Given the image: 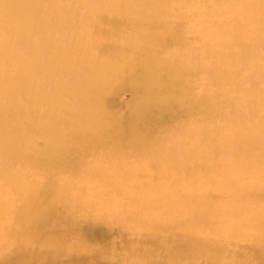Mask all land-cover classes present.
I'll list each match as a JSON object with an SVG mask.
<instances>
[{
    "label": "bare ground",
    "instance_id": "1",
    "mask_svg": "<svg viewBox=\"0 0 264 264\" xmlns=\"http://www.w3.org/2000/svg\"><path fill=\"white\" fill-rule=\"evenodd\" d=\"M103 15L124 23L105 41ZM126 79L144 102L107 111L109 85ZM1 121L9 264L32 247L33 264H89L96 249L78 247L76 228L44 233L55 205L66 222L75 205L82 219L166 232L167 257L128 246L120 264H194L207 252L226 264L227 235L260 249L241 264H264V0H0Z\"/></svg>",
    "mask_w": 264,
    "mask_h": 264
},
{
    "label": "rangeland",
    "instance_id": "2",
    "mask_svg": "<svg viewBox=\"0 0 264 264\" xmlns=\"http://www.w3.org/2000/svg\"><path fill=\"white\" fill-rule=\"evenodd\" d=\"M64 19V18H62ZM106 21V22H105ZM109 21V22H108ZM99 23L101 25V35L104 37V41L109 38L108 31H115L124 26L123 21L113 15H103L99 19ZM112 23V24H110ZM114 27V28H113ZM188 39L193 38V32H184ZM191 40V39H190ZM171 71V72H170ZM164 73L168 76L172 75V70L165 69ZM123 83L117 86V88L113 87L112 84L109 85V93L105 98V102L103 107L107 111H120V112H128L133 108L140 106L144 102V98L136 87L132 85L131 80H124ZM3 124V121L0 122ZM118 134L111 135V139L113 142L118 145L119 148L122 149V146L118 144ZM33 146L36 148L37 152H39L43 146L44 140L37 135L34 141H31ZM102 159V158H101ZM33 161L38 162L37 158H34ZM148 167V166H147ZM152 166L149 164V169ZM116 177H120L119 174L115 175ZM59 176L63 177V174ZM46 203L45 200H42L41 204ZM74 204V203H71ZM246 201L244 197H241L239 201L235 203V206L230 207L233 209L236 206H246ZM62 206H53L54 211L56 212V216L53 215L48 220L44 221V233L50 234L52 231L63 232V228L65 226L68 229L74 227L77 229L80 237H78L80 248H95L96 251L91 253H85L83 256V260H85L89 264H120L121 257L118 254L127 255L126 248L128 246H133L135 249H145L153 251L156 256L167 257L166 254L169 252L168 246L166 244V240L164 238H168L165 235V231L154 229L152 231V236H147L143 227L138 225L137 223H128V222H114L99 214V216H94L90 218H83L80 212L76 211L75 205H70L71 211H73V218L66 222L65 219H60L61 215L64 214V209L61 210ZM19 225V219L17 220ZM23 225V229L28 230L30 232H39L40 229L33 222H21ZM47 228V229H46ZM264 236V233H262ZM171 239V238H170ZM171 240H174L172 238ZM69 244H73L76 242V238L68 239ZM168 243V241H167ZM221 247L228 253L230 257L226 259V264H241L242 262H246L247 260L258 259L260 254V249L257 246V243H254V240H251L245 235L239 237H233L231 235H227L224 238V241L220 242ZM126 246V247H125ZM115 250V251H114ZM37 249L30 248V251L22 255L23 264H33L31 261L32 254H36ZM9 258L4 257L0 259V264H9L12 262L11 257L12 253L9 252L7 254ZM197 256V255H196ZM77 261L67 262L58 260V264H76ZM215 256L213 252L201 253L197 258H195L194 264H214ZM251 264H256L255 262Z\"/></svg>",
    "mask_w": 264,
    "mask_h": 264
}]
</instances>
